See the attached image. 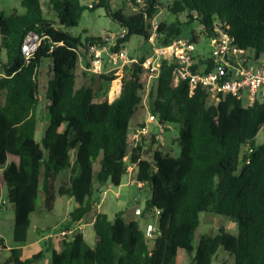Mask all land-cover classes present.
<instances>
[{
  "label": "trees",
  "instance_id": "1",
  "mask_svg": "<svg viewBox=\"0 0 264 264\" xmlns=\"http://www.w3.org/2000/svg\"><path fill=\"white\" fill-rule=\"evenodd\" d=\"M111 1L95 0L88 8L80 0H49L56 22L42 17L39 0H18L23 14L15 10L7 16L0 14V181L13 210L14 244L10 258L0 264L17 259L18 247L27 241L37 197L43 194L50 205L51 185L58 177L68 175L57 194L73 201L69 222L77 223L92 211L95 184L119 187L128 164L136 166L137 182L150 191L141 217L159 212L155 240L147 241L138 222H126L122 212L112 220L97 213L92 224L93 245L77 233L61 252L45 249L50 253L49 264H178L179 252L192 256L190 264H212L219 249L233 258V264H264V142H255L259 129H264V103L244 108L240 101L224 96L217 105H208L203 90L197 88L190 95L186 82L173 83L175 66L162 63L156 86L149 93V113L178 126L179 155L155 150L148 161V150L127 139L141 105L142 69L137 64L124 68L128 75L111 102L113 72L97 76L96 90L77 87L80 61L88 66L81 49L102 44L103 39L82 43L61 30L76 27L84 11L101 8L127 32L112 51L134 36L147 41L148 20L157 15L159 0H142V5L129 0L136 8L129 16L121 10L111 11ZM167 9L175 20L158 24L156 46L168 45L181 36L183 26L197 23L204 36L219 26L254 60H264V0H173ZM181 15L186 22L179 21ZM28 33L41 41L36 53L25 61L20 47ZM190 35L198 40L193 32ZM144 59L139 57L138 64ZM44 61L50 63L51 76L44 95L49 120L40 149L35 140L37 80ZM245 145L251 153L242 151ZM201 213L226 217L236 224L237 233L230 235L220 228L214 236H199L193 248ZM41 257L34 255L20 264H33Z\"/></svg>",
  "mask_w": 264,
  "mask_h": 264
},
{
  "label": "rangeland",
  "instance_id": "2",
  "mask_svg": "<svg viewBox=\"0 0 264 264\" xmlns=\"http://www.w3.org/2000/svg\"><path fill=\"white\" fill-rule=\"evenodd\" d=\"M42 10V17L44 19L56 22V16L54 11L50 6L47 5L49 0H39ZM139 1V2H138ZM173 0H159L158 2V13L154 17V21L156 24L166 23L169 25L171 22L175 20L169 10L167 9ZM82 4L87 6L89 3L94 4L95 0H80ZM138 4H142V0H136ZM111 11L121 10L122 13L126 16L132 15L136 13V8L129 0H112L110 2ZM13 10H15L18 14H23L24 9L19 6L18 0H0V14L5 16L9 15ZM180 22H186L187 19L185 15H181L178 17ZM61 30L68 32L72 36L79 37L81 42L84 43L86 39L91 38H101L107 47L112 48L116 38L118 37L121 28L119 24L113 21L111 18L106 16L105 10L98 8L93 11H84L81 15L77 26L73 28H63ZM193 32L197 38L198 43L196 45V54L202 58H206L210 55V47L208 40L202 33L201 27L197 23H192L189 26H183L182 28V37H190V33ZM124 49L129 54V56L133 59H138L139 57H143L149 55L151 52V45L140 37H131L129 42L125 44ZM81 52L84 54V58L87 60V53L85 50L81 49ZM2 60H5L4 53L1 55ZM103 72H113L116 77L115 81L121 82L128 74L124 69H112V65L108 63L107 58H103ZM126 68H129L126 66ZM51 76L50 63L44 61L42 66L38 70V106L36 108V130H35V140L39 145L40 149V140L44 136L45 128L48 125V101L45 99V87L47 80ZM98 75H90L85 71V65L80 61V64L76 71V86H86L91 87L93 90H96L98 87ZM114 82V81H113ZM109 87V102L113 101L116 97H112L117 95L115 92H112V84ZM120 84V83H119ZM151 90L146 92L145 90L140 94L141 97V105L137 109L135 115L133 116L130 127L136 128L144 122L146 118V113L149 111V93ZM119 95V94H118ZM3 97L0 94V103H2ZM178 138V126L169 125V128L166 130L164 135V146L161 147V151L163 153L169 154L173 157H177L179 155V148L177 145L176 139ZM255 142L257 144H262L264 142V129L261 127L255 137ZM98 171V165L95 164L93 166V180H96V174ZM128 176L125 175L122 177L121 184L119 187H109L113 193L118 192L120 197L118 199H114L113 194H109L110 201L112 203V210L108 212V218L110 220L113 219L114 213L118 211H122L127 214L132 213L135 209H139L143 211L145 202L150 198V191L148 187L139 188L136 183L129 184ZM67 183V173L62 174L57 178V181L53 183L52 195H53V207H46V200L43 194H39L36 200V209L33 214L30 216L31 227L38 226L50 230L56 224L61 222V218L63 216V211L66 209V197H60L57 194V186L65 185ZM96 190V189H95ZM72 208V207H71ZM127 218V217H126ZM135 220H137L139 224V228L144 231L147 225H154L158 230V220L157 217H140L136 216ZM12 225H13V210L10 204L7 201L6 188L4 187L0 193V233L6 243V246H12ZM223 228L228 234L235 235L237 233V226L234 222L230 221L226 217L215 215V214H207L201 213L199 214V225L195 230L192 246L195 248L197 244V240L201 235L214 236L218 233V230ZM90 233L87 234V230L85 231L86 241L91 244L94 243V233L92 229H89ZM48 234V233H46ZM4 256L9 255L8 251L3 252ZM191 257L187 256L182 252L178 254V264H190ZM3 260V257L1 258ZM212 264H233V258L228 256L223 250L219 249L215 258L212 261Z\"/></svg>",
  "mask_w": 264,
  "mask_h": 264
},
{
  "label": "built area",
  "instance_id": "3",
  "mask_svg": "<svg viewBox=\"0 0 264 264\" xmlns=\"http://www.w3.org/2000/svg\"><path fill=\"white\" fill-rule=\"evenodd\" d=\"M139 2V1H138ZM142 3V2H141ZM94 4L89 3L88 8ZM142 5V4H141ZM150 25V35L147 42L151 45V52L145 56L142 63L138 64L124 49L125 44H120L118 51H112L104 42L87 44L86 53L88 66L85 71L90 75H100L102 69L103 58H107L112 69H124L137 64L142 69L139 75V83L141 84L140 94L145 90L148 92L156 86L159 76V70L162 63L175 66L173 74V83L176 80L184 81L189 86V94L192 95L194 90L200 88L208 96V105H217L220 97L231 96L240 101L244 108L253 107L257 103H264V60H254L252 56L243 51L234 42L226 32L221 30L219 26H215L210 36H205L210 47V55L202 58L196 54L197 41L192 37L179 36L173 39L168 45L156 46L155 37L158 24L154 18L148 20ZM126 30L121 29L113 47L119 39H123ZM41 38L34 33L25 35L20 52L25 61H28L37 51ZM111 72V71H110ZM120 88H121V82ZM120 92V89H119ZM119 94V93H118ZM117 95L112 96L118 97ZM142 102V101H141ZM169 128V124L161 122L158 118L147 111L146 118L142 125L131 128L129 127L127 139L133 146H143L148 150L145 159L150 161L152 152L161 150L164 146V135ZM243 152L251 153L248 145L242 148ZM124 161H127L124 158ZM137 168L135 165H127L126 174L128 183H136L139 188L143 184L136 180ZM142 211L135 209L134 214L141 217ZM159 212L154 215H146L145 217H158ZM158 230L154 225H147L144 238L153 242L157 236ZM81 233V223L71 231H60L59 237L65 238L68 234L75 236ZM46 240L51 239L50 233L44 235Z\"/></svg>",
  "mask_w": 264,
  "mask_h": 264
},
{
  "label": "crops",
  "instance_id": "4",
  "mask_svg": "<svg viewBox=\"0 0 264 264\" xmlns=\"http://www.w3.org/2000/svg\"><path fill=\"white\" fill-rule=\"evenodd\" d=\"M11 160H13L14 162L16 161L15 159H11ZM67 177H68V175H67ZM56 181H57V179L53 183H55ZM53 183L51 185L52 189H53ZM60 186L61 185H58L57 189ZM4 187H5L4 184L2 183V181H0V193ZM109 187H111V186L105 185L103 187H99L97 184H95L96 190L94 191V194L92 196L93 205H94L92 208V211L77 223H70L69 222V213L73 209V201L67 197H66V209L63 211V216L61 218V222L59 224H56L52 228H50L49 231H47L44 228L38 227V226H33L32 230H30V227H31V221H30V227H29L28 232H27V241L24 245L18 247V249H17L18 257H17V259L13 260V262L11 264H20L22 261H24V260H26V259H28L34 255H42V257L39 260L35 261L33 264H49L50 263V253L45 252V249H50V250H53L57 253L61 252L63 247H64V243L72 241L73 236L68 234L65 238H61V237H59L58 233L60 231H64V230L65 231H71L78 226V223L79 224L81 223V233L85 239V242L89 246H91V244H89L86 241L85 231L87 230V234L90 233L89 229L90 228L92 229V224H93V219H94L95 214L102 213V214H105L108 218V212L113 209L112 203H111L110 198H109V194L112 193L114 199H118L120 197L118 192L113 193L111 189H108ZM52 205H53V202L50 205H48L46 202L47 208H52L53 207ZM134 211L132 213H128V216H127V214L123 213L122 211H118V212H122L123 219L126 222H130V221H137V220H135L136 215L134 214ZM118 212H116V213H118ZM116 213H114L113 218H114ZM29 219H30V217H29ZM12 228H13V225H12ZM92 231H93V229H92ZM46 233H50L52 235V238L46 240L44 238V235H46ZM0 239L3 240V244L0 245V262L3 263L10 258V256H11L10 249H12L14 247V244L12 246H6V243H5L1 233H0ZM12 242H13V235H12ZM4 251H8L9 255L4 256V254H3ZM2 257H3V260H1Z\"/></svg>",
  "mask_w": 264,
  "mask_h": 264
},
{
  "label": "bare ground",
  "instance_id": "5",
  "mask_svg": "<svg viewBox=\"0 0 264 264\" xmlns=\"http://www.w3.org/2000/svg\"><path fill=\"white\" fill-rule=\"evenodd\" d=\"M119 89H120V84H119L118 81H115L113 83V93L115 92L116 94H118L119 93Z\"/></svg>",
  "mask_w": 264,
  "mask_h": 264
}]
</instances>
